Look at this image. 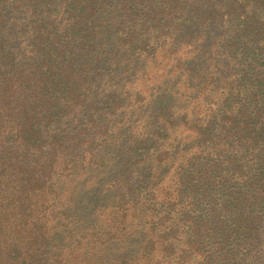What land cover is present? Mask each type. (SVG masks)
<instances>
[{
	"label": "trees",
	"instance_id": "trees-1",
	"mask_svg": "<svg viewBox=\"0 0 264 264\" xmlns=\"http://www.w3.org/2000/svg\"><path fill=\"white\" fill-rule=\"evenodd\" d=\"M0 264H264V0H0Z\"/></svg>",
	"mask_w": 264,
	"mask_h": 264
},
{
	"label": "rangeland",
	"instance_id": "rangeland-1",
	"mask_svg": "<svg viewBox=\"0 0 264 264\" xmlns=\"http://www.w3.org/2000/svg\"><path fill=\"white\" fill-rule=\"evenodd\" d=\"M201 102V103H200ZM191 103H193V102H191ZM189 108L191 107V106H188ZM195 109H196V111H202L204 108H203V105H202V101H199V102H197V104H196V106H195ZM179 130V129H178Z\"/></svg>",
	"mask_w": 264,
	"mask_h": 264
}]
</instances>
